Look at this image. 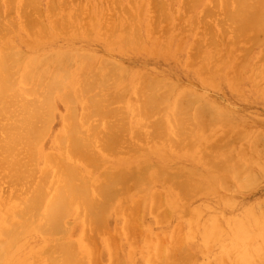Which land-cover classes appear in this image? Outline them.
<instances>
[{"label": "bare ground", "instance_id": "obj_1", "mask_svg": "<svg viewBox=\"0 0 264 264\" xmlns=\"http://www.w3.org/2000/svg\"><path fill=\"white\" fill-rule=\"evenodd\" d=\"M258 115L264 0H0V264H94L84 233L109 217L125 231L140 208L184 236L141 264H229L230 245L264 264V194L242 197L264 149L234 142Z\"/></svg>", "mask_w": 264, "mask_h": 264}, {"label": "rangeland", "instance_id": "obj_2", "mask_svg": "<svg viewBox=\"0 0 264 264\" xmlns=\"http://www.w3.org/2000/svg\"><path fill=\"white\" fill-rule=\"evenodd\" d=\"M144 61V60H143ZM148 65L147 61L145 62ZM179 82L181 85L187 86L190 89L205 91L208 94L210 93L209 89L202 87L201 83L195 79L194 75L188 70L184 71L182 76H179ZM225 93H228V90L224 89ZM211 95L219 99V94L211 91ZM238 108H244V104H234ZM261 106H257L260 108ZM56 124V121L53 125ZM240 137L234 139V142L238 145H241L246 154L257 156L261 153V149H264V116L258 115V118H251L249 116L245 117L239 126ZM250 136H255V143L250 144ZM240 146V147H241ZM219 187L215 185V189L218 190L214 198L219 200V197L230 199L232 196V182L226 178L224 183ZM154 188H157L156 186ZM133 192V191H132ZM249 193L254 195L264 194V182L258 183L253 187L252 190L242 192V197L250 198L247 196ZM222 216L226 218H232L234 212L232 209L220 208ZM262 210L264 212V203L262 204ZM251 211L255 213L256 219L259 218L260 213H256V205L252 206ZM136 216L130 220L129 228L125 231L118 230L119 228L115 227L116 222L114 218H107L100 224H95L94 229L96 233H84V237L80 240L82 244L90 251V260L94 264H106L109 259H122L125 258L126 264H141V260L145 255L146 246H150L156 254L155 261L161 262L163 260V254L165 253V246L168 244L170 250L176 255L178 253L179 247L184 239L182 231H175L174 236L166 238V235L163 236L159 234L158 227H163L162 224L150 223L145 224L148 217L146 216L144 209H137ZM73 214V213H72ZM77 215L75 214L66 217L63 221L67 224H71L70 236L75 239H78L82 235V224L79 223ZM168 226V224H166ZM165 233V231H162ZM184 246H187L191 250V246H188L187 243H184ZM216 247L214 243L211 246V256H213V249ZM196 251H194L195 253ZM175 257V256H174ZM229 264H242L239 257L237 258V252L233 246L230 245L229 248Z\"/></svg>", "mask_w": 264, "mask_h": 264}]
</instances>
